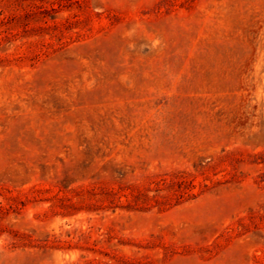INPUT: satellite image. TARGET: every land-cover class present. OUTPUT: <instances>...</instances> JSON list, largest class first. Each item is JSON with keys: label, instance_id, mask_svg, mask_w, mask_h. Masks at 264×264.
Instances as JSON below:
<instances>
[{"label": "rangeland", "instance_id": "1", "mask_svg": "<svg viewBox=\"0 0 264 264\" xmlns=\"http://www.w3.org/2000/svg\"><path fill=\"white\" fill-rule=\"evenodd\" d=\"M0 264H264V0H0Z\"/></svg>", "mask_w": 264, "mask_h": 264}]
</instances>
